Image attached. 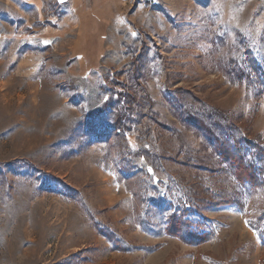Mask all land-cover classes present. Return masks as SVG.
<instances>
[{
  "label": "rangeland",
  "instance_id": "rangeland-1",
  "mask_svg": "<svg viewBox=\"0 0 264 264\" xmlns=\"http://www.w3.org/2000/svg\"><path fill=\"white\" fill-rule=\"evenodd\" d=\"M167 99L209 124L202 106L228 112L264 142V0H0V264H264L246 226L264 196L248 197ZM188 189L233 196L246 215L207 210L213 239L184 245L146 200ZM58 193L143 250L110 252Z\"/></svg>",
  "mask_w": 264,
  "mask_h": 264
},
{
  "label": "trees",
  "instance_id": "trees-1",
  "mask_svg": "<svg viewBox=\"0 0 264 264\" xmlns=\"http://www.w3.org/2000/svg\"><path fill=\"white\" fill-rule=\"evenodd\" d=\"M238 74L244 77L246 71L240 70ZM167 101L175 117L182 125L191 128L205 140L217 159L225 166L226 171L230 173L237 186L248 197H255L256 193L264 196V142H260L256 136L253 138L245 135L240 127L229 117L228 112L202 106L205 108V114L212 118V123L209 124L207 119L198 114L201 111L200 109H198L199 111H191L185 106H177V101L172 102L170 99H167ZM121 112H124V110H120V114ZM119 115L115 116L113 126V131L118 134L121 133L123 127V120ZM216 127H218V130ZM214 128L216 129L214 130ZM197 169L204 172H215L202 169L201 167ZM58 194L61 195L60 193ZM180 196L183 198L178 200L151 197L146 200V203L151 207H165L161 210L164 215L162 232L165 236L177 239L184 245L196 247L213 239L214 233L211 231L208 219L203 215L207 210L223 206H235L238 213L242 216L246 215L245 205L238 199L231 198L233 196L230 195H218L220 197L218 199L203 198L205 196L202 195V192H198L197 189H188L184 190L182 195H177L176 197ZM62 198L76 204L92 225V229L109 244L110 252L124 254L143 250L142 247L126 244L112 232H101L93 214L86 210L84 203L79 197ZM137 226L147 235L154 236L157 234L156 231L148 227V219L146 217L138 220ZM246 226L254 233L257 241L264 245V211L259 213L254 222L246 217ZM158 248L159 246H155L149 252H154Z\"/></svg>",
  "mask_w": 264,
  "mask_h": 264
}]
</instances>
